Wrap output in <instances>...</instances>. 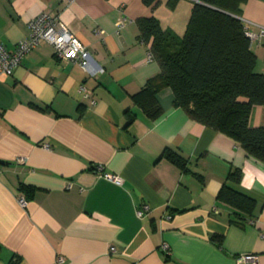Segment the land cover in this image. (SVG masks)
Instances as JSON below:
<instances>
[{
	"label": "crops",
	"instance_id": "crops-1",
	"mask_svg": "<svg viewBox=\"0 0 264 264\" xmlns=\"http://www.w3.org/2000/svg\"><path fill=\"white\" fill-rule=\"evenodd\" d=\"M193 1L151 8L142 0H0L7 49L46 12L90 52L85 70L42 41L0 77V264H237L240 253L264 264V186L242 187L246 172L264 173V161L189 117L169 87L156 93L162 112L155 118L132 98L160 71L147 59L136 19L154 15L181 34ZM122 14L129 20L117 30ZM240 18L257 32L264 0L244 2ZM250 47L264 72V36ZM248 121L264 125V105H253ZM233 168L241 169L233 187L253 199L250 214L218 196ZM143 203L149 210L138 215Z\"/></svg>",
	"mask_w": 264,
	"mask_h": 264
},
{
	"label": "trees",
	"instance_id": "trees-1",
	"mask_svg": "<svg viewBox=\"0 0 264 264\" xmlns=\"http://www.w3.org/2000/svg\"><path fill=\"white\" fill-rule=\"evenodd\" d=\"M159 1L142 0L151 8ZM246 1L194 0L182 34L163 28L154 15L137 18L138 37L148 44L160 71L132 98L155 118L162 112L156 93L169 87L174 104L189 117L232 136L249 155L264 161V125L248 121L251 107L264 105V72L255 68L257 57L240 18ZM133 117L128 114L129 121ZM166 155L184 166L177 153ZM240 179V168L230 170L218 196L250 214L253 199L232 185Z\"/></svg>",
	"mask_w": 264,
	"mask_h": 264
},
{
	"label": "built area",
	"instance_id": "built-area-1",
	"mask_svg": "<svg viewBox=\"0 0 264 264\" xmlns=\"http://www.w3.org/2000/svg\"><path fill=\"white\" fill-rule=\"evenodd\" d=\"M129 17L122 14L116 21V28L119 30ZM29 33L27 36L19 40L13 49H7L6 46L0 41V77L12 74L14 68L20 64L22 58L31 49L42 41L49 43L54 54L59 59H67L79 64L85 70L90 66V52L87 46L62 22L58 17L51 16L46 12H41L33 17L29 22ZM245 35L250 39V42L259 41L264 36V26H261L257 32L249 29L248 24L244 25ZM97 33L102 34V29L96 30ZM147 59H153L152 54L148 51ZM84 96H89L90 92L84 87L80 89ZM94 101V100H93ZM95 170L100 172L105 178L119 183L121 177L117 174L110 172H103L101 165H96ZM23 203L24 199L20 198ZM149 210V205L143 203L137 210L138 215H142ZM162 247L168 249L167 243H163ZM110 251L115 250V246H109ZM258 259L256 253H240L236 256L237 264H255ZM57 261H63L62 256H58Z\"/></svg>",
	"mask_w": 264,
	"mask_h": 264
},
{
	"label": "clouds",
	"instance_id": "clouds-1",
	"mask_svg": "<svg viewBox=\"0 0 264 264\" xmlns=\"http://www.w3.org/2000/svg\"><path fill=\"white\" fill-rule=\"evenodd\" d=\"M259 181V183L264 186V173L259 174L256 177H253L250 173L245 174V178L242 181V187L246 188L247 190H251L254 186V183L256 181Z\"/></svg>",
	"mask_w": 264,
	"mask_h": 264
},
{
	"label": "rangeland",
	"instance_id": "rangeland-1",
	"mask_svg": "<svg viewBox=\"0 0 264 264\" xmlns=\"http://www.w3.org/2000/svg\"><path fill=\"white\" fill-rule=\"evenodd\" d=\"M181 29H182V28H181ZM183 29L185 30V28H184V27H183ZM183 29L181 30V34L184 32V30H183Z\"/></svg>",
	"mask_w": 264,
	"mask_h": 264
}]
</instances>
